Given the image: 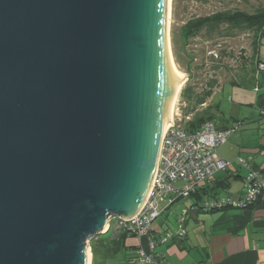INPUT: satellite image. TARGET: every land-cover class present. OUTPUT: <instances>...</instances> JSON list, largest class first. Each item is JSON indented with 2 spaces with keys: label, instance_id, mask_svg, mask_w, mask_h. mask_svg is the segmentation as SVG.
Instances as JSON below:
<instances>
[{
  "label": "water",
  "instance_id": "1",
  "mask_svg": "<svg viewBox=\"0 0 264 264\" xmlns=\"http://www.w3.org/2000/svg\"><path fill=\"white\" fill-rule=\"evenodd\" d=\"M162 6L0 0V264H85L141 201L169 121Z\"/></svg>",
  "mask_w": 264,
  "mask_h": 264
},
{
  "label": "crops",
  "instance_id": "2",
  "mask_svg": "<svg viewBox=\"0 0 264 264\" xmlns=\"http://www.w3.org/2000/svg\"><path fill=\"white\" fill-rule=\"evenodd\" d=\"M256 52L252 53L248 63L236 66L235 69L241 73V81L245 74L248 77L249 73L244 71L248 64L254 72L252 78L257 73V61L264 65V35L257 40ZM256 76L260 80L262 78L263 83L262 87L259 85L255 107L249 108L250 110L242 113L239 103L230 111L233 118L226 120L225 113L216 109V104L211 101L220 85H215L214 89H218L209 92V97L200 103V107L215 117L219 127L230 126L240 119L242 125L233 132L235 134L229 136L224 147H218V154L229 161L238 151L253 168L264 174V119L257 111L258 95L264 92V70ZM255 80L254 85L257 83ZM235 167V164L230 165L221 177L214 174L188 197L175 200L168 206L164 205L160 209V215L150 224L147 234L126 236L120 245H116L112 238L118 231L111 224L104 233L93 238L97 257L89 244L90 264H264V197L246 207L226 206L207 211L195 209L187 215L182 226L178 225L180 209L184 207L200 206L199 204L212 197L243 196V185L233 189L231 176L238 177L241 184V178L243 179L247 170L244 168L245 174L242 175L244 170L241 168L231 170ZM181 231L184 233L180 234ZM166 233L170 234V238L166 242H158L159 237ZM150 239L156 240L152 250L149 249ZM140 250L152 254L153 262L140 261L137 258Z\"/></svg>",
  "mask_w": 264,
  "mask_h": 264
},
{
  "label": "rangeland",
  "instance_id": "3",
  "mask_svg": "<svg viewBox=\"0 0 264 264\" xmlns=\"http://www.w3.org/2000/svg\"><path fill=\"white\" fill-rule=\"evenodd\" d=\"M261 6H264V0H172L169 29L170 46L177 67L184 72L183 85L173 113L175 121L178 118L182 119L180 122L182 127L185 128L189 121L185 117L189 116L192 119L195 115L205 113L206 109L203 110L197 100L218 89H214L215 85L220 86L211 101L216 104V109L218 108L219 111L225 113V118L229 121L233 118L230 114L233 106L240 103L241 112L244 113L250 110L249 108L255 107V98L258 94L256 85H254V78H252L254 72L251 65L248 64L244 70L245 73L249 74L248 77L245 74L242 81L240 80L241 73L235 69L236 66L248 63L251 58L253 40H255L253 30L232 28L223 23L216 29H207L204 26L195 34H186L183 27L191 19L208 16L218 11L243 10L252 13ZM175 113H178L179 116L177 117ZM224 146L225 142L219 148ZM237 149L239 150V148ZM242 156V153L237 151L234 158L227 161L229 166L236 165L235 168L231 169L232 171L237 168L244 170L242 171L243 175L245 169L240 163ZM226 172L223 170L214 174L216 177H221ZM231 179L233 189L241 188L243 185L242 178L241 184L238 177L231 176ZM164 205L167 206V201L160 202L159 209H162ZM90 246L93 247L95 257H97L93 240Z\"/></svg>",
  "mask_w": 264,
  "mask_h": 264
},
{
  "label": "built area",
  "instance_id": "4",
  "mask_svg": "<svg viewBox=\"0 0 264 264\" xmlns=\"http://www.w3.org/2000/svg\"><path fill=\"white\" fill-rule=\"evenodd\" d=\"M257 70H264L262 62L258 63ZM259 115L264 118V106L259 107ZM176 116H179L178 113ZM185 118L190 120L189 116ZM181 121V118L175 121L173 113V120L161 141L152 185L141 207L127 217L113 216L108 227L112 224L116 230L133 236L147 234L150 224L161 213L160 202L167 201L168 206L175 200L188 197L215 172L228 168L229 162L220 157L217 150L242 123L235 121L230 126L221 128L217 121L205 120L197 130L189 132L180 125ZM240 163L247 170L243 177V196L209 198L200 206L184 207L178 217L179 226L183 225L187 215L195 209L207 211L226 206L246 207L264 197V174L253 169L250 162L244 158H240ZM183 233L184 231H181L180 234ZM169 238L170 234L166 233L159 237L158 242H166ZM155 245L156 240L150 239L149 249L152 250ZM137 258L147 263L154 260L153 255L144 250L138 252Z\"/></svg>",
  "mask_w": 264,
  "mask_h": 264
},
{
  "label": "trees",
  "instance_id": "5",
  "mask_svg": "<svg viewBox=\"0 0 264 264\" xmlns=\"http://www.w3.org/2000/svg\"><path fill=\"white\" fill-rule=\"evenodd\" d=\"M223 23H225L227 26L229 25L232 28L253 30V33L255 35V40H253V48H254L253 52L257 53L256 52L257 51V40L259 37L264 35V6L257 8V10L252 13H249L243 10H235V11L224 10V11L215 12L208 16L194 18V19L189 20L186 23V25L183 27V31L186 34H189V33L195 34L197 31H199L204 26L207 29L208 28L216 29L217 27H219L220 24H223ZM259 62L260 61L258 60L256 64V69H257V65ZM262 71H258V73H261ZM256 75L254 78L256 79L255 81L257 82L255 88L259 90L260 89L259 85L261 84V87H262L263 80L262 78L260 80V78L257 77ZM209 95L210 93H207L206 96L198 99L197 100L198 104L203 103L205 99L209 97ZM258 102H259V107L264 106V92L258 95ZM205 120L214 121L216 119L212 114L205 111V113L203 114L195 115L192 119L190 118V120L187 122V125H185V128L187 131L193 132L197 130L198 127ZM220 127L224 128L225 126H220ZM212 198H215V197H212ZM117 231H118L116 232L117 234L114 236V238H112L113 242H115L116 245H120V242H122V240L125 239L126 236H133V235L127 234L120 230H117ZM92 240L93 239H91L89 244L92 242ZM91 248L93 249V247Z\"/></svg>",
  "mask_w": 264,
  "mask_h": 264
},
{
  "label": "bare ground",
  "instance_id": "6",
  "mask_svg": "<svg viewBox=\"0 0 264 264\" xmlns=\"http://www.w3.org/2000/svg\"><path fill=\"white\" fill-rule=\"evenodd\" d=\"M171 5H172V0H163V6H162L163 40H164V46H165L166 53H167L168 57L170 58V60L173 62V68H174V73L171 77L170 84H169V91H168L167 114H168L169 121H167L164 124L161 132L159 133L158 139L156 141L155 151H154V155H153L154 163H153V167L150 170L149 179L147 181V185H146V188L144 190V193L141 197L142 199H141V201H139L136 208L131 213L127 214V216H130V215L134 214L136 211H138V209L140 208L141 204L143 203V201L145 200V198L149 192L152 177L154 175V171L156 168V163H157V159H158V153L160 150L161 141H162L163 135H164L167 127L171 124V122L173 120V110H174L175 103L177 101L179 92L182 88L183 81H184V72H182L177 67L175 60L173 58V54H172V50H171V46H170L169 29H170V19H171ZM106 227H107V222L105 220L100 230L104 231L106 229ZM82 255L85 256V264H90L91 253H90V246L87 242L84 243Z\"/></svg>",
  "mask_w": 264,
  "mask_h": 264
}]
</instances>
